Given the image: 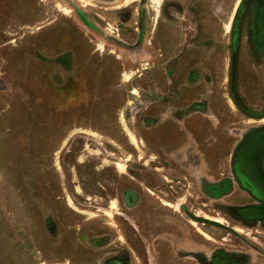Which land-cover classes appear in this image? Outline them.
<instances>
[{"label":"rangeland","instance_id":"374dc122","mask_svg":"<svg viewBox=\"0 0 264 264\" xmlns=\"http://www.w3.org/2000/svg\"><path fill=\"white\" fill-rule=\"evenodd\" d=\"M0 264H264V0H0Z\"/></svg>","mask_w":264,"mask_h":264}]
</instances>
